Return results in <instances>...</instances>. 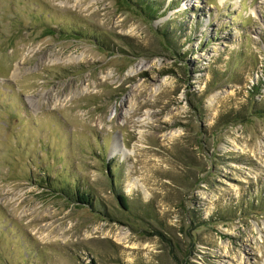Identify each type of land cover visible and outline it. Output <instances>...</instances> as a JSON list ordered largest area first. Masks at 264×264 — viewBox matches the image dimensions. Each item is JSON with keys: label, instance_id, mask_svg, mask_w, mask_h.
Instances as JSON below:
<instances>
[{"label": "rangeland", "instance_id": "obj_1", "mask_svg": "<svg viewBox=\"0 0 264 264\" xmlns=\"http://www.w3.org/2000/svg\"><path fill=\"white\" fill-rule=\"evenodd\" d=\"M0 264H264V0H0Z\"/></svg>", "mask_w": 264, "mask_h": 264}, {"label": "bare ground", "instance_id": "obj_2", "mask_svg": "<svg viewBox=\"0 0 264 264\" xmlns=\"http://www.w3.org/2000/svg\"><path fill=\"white\" fill-rule=\"evenodd\" d=\"M145 66V67H144ZM146 63L145 64H141V65H137L135 69L132 70L131 73H137L139 70H141L143 67L146 68ZM111 154H116V155H120L119 154V149H118V141L117 139H114L113 140V143H112V148H111ZM123 154V153H121ZM138 186L137 184L133 183V182H129L127 187H126V193H129L132 189H136ZM141 190L143 193H145V196H148V193L145 191L144 187L143 186H140ZM119 241H124V237L123 236H120V238L118 239Z\"/></svg>", "mask_w": 264, "mask_h": 264}, {"label": "trees", "instance_id": "obj_3", "mask_svg": "<svg viewBox=\"0 0 264 264\" xmlns=\"http://www.w3.org/2000/svg\"><path fill=\"white\" fill-rule=\"evenodd\" d=\"M143 6H145V5H142V10H145L144 8H143ZM146 7V9H151V8H154L153 7V5H147V6H145ZM88 196L87 195H81V196H78V200H79V202H83V204H88L87 202V200H88V198H87ZM118 200H119V202H120V204L123 206V207H125V197H123V196H118Z\"/></svg>", "mask_w": 264, "mask_h": 264}]
</instances>
